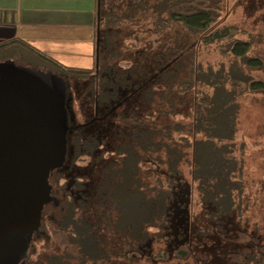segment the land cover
Here are the masks:
<instances>
[{
  "label": "trees",
  "instance_id": "obj_1",
  "mask_svg": "<svg viewBox=\"0 0 264 264\" xmlns=\"http://www.w3.org/2000/svg\"><path fill=\"white\" fill-rule=\"evenodd\" d=\"M115 2L97 0L93 67L65 65L22 39L0 43V51L17 50L36 55L55 68L66 86L65 155L58 166L48 171L50 198L40 210L29 241L43 237L42 218L48 217L66 235L68 245L61 253L45 255L39 264H138L136 260L141 257L151 261L167 259V250L162 246L166 244L170 229L173 194L180 185L174 178H181L186 162L190 164L192 183H196L204 202L214 208L213 217L229 216L233 211V198L241 177V165L231 149L234 117L229 118V113L220 121L212 98L195 95L190 121L182 123L176 109L179 100L161 91L157 93L155 89L156 85H169L167 69L176 63L175 58L161 60V64L158 62L150 71L144 69L146 61H131V67L122 68L118 60L123 58L125 51L115 48L113 28L124 20L144 21L146 18H151L158 30L179 24L196 35L200 43L214 45L241 66L256 68L263 65L262 61L249 55V41L237 37L242 30L230 24L217 25L221 15L219 0ZM70 78L89 82L87 99L92 103L93 112L79 125H72L71 100H67L72 94L68 84ZM192 84L193 81L180 80L176 88L185 91L192 89ZM214 84H220L224 91L226 84L233 90H264V80L240 72L225 77L219 75ZM226 92L232 96V91ZM156 94H159L157 99ZM136 98L149 106L144 117L137 114ZM229 103L233 105L231 100ZM150 108H155L156 113H151ZM103 119L113 124L108 140L104 133L109 127L101 128L103 123H98ZM101 144L114 149L108 150L113 154L108 159L101 156L93 161L102 163L97 184L77 181V176L70 178L71 165L66 164L68 152L74 151L75 160L86 153L87 148L94 150ZM143 160L151 161L154 172L158 169L156 166L164 169L169 178L165 188L160 185L150 189L153 191L147 190L136 177ZM62 175H66L64 179H71V185H57ZM176 252L180 259L188 256L183 248ZM29 253L27 250L19 264H25Z\"/></svg>",
  "mask_w": 264,
  "mask_h": 264
},
{
  "label": "rangeland",
  "instance_id": "obj_2",
  "mask_svg": "<svg viewBox=\"0 0 264 264\" xmlns=\"http://www.w3.org/2000/svg\"><path fill=\"white\" fill-rule=\"evenodd\" d=\"M219 2L221 15L217 25L230 24L242 30L237 37L250 42L248 53L259 58L262 66L256 68L241 66L228 54H222L214 45L200 43L196 35L179 24H171L167 29L158 30L155 29L151 18H146L144 21L124 20L113 28L116 33L115 48L125 51L123 58L118 60L122 68L131 67V61L136 63L146 61L147 66L144 69L150 71L158 62L161 64V60L171 61L175 58L176 63L170 66L172 70L167 69L170 75L166 82L168 81L169 85L163 87L156 85L155 89L157 93L161 91L167 93L173 100H179L176 109L182 123L190 121V107L195 95L212 98L214 110L220 121L229 113V118L234 117L235 129L231 149L241 165V177L239 187L235 190L232 213L229 216L214 218V208L204 202L196 183H192L189 175L190 164L186 162L181 178H174L180 185L173 194L170 229L166 234V244L162 246L167 250V259L151 261L141 257L136 260L138 264H264V90H233L226 84L224 91L220 84L217 86L214 84L219 75L225 77L233 72L264 80V0ZM148 14L147 12L146 15ZM134 36L137 37V41ZM64 62L66 65L77 67L94 65L92 59L88 57L73 60L72 62H75L73 65L69 64V61ZM150 62L153 64L150 65ZM150 66L152 67L149 68ZM52 69L55 70L54 67ZM171 78L175 79L172 81ZM180 80L193 81V88L178 91L176 83ZM68 82L72 92L71 97L67 96V100H71L72 125H79L87 121L93 112L92 103L87 99L90 95L87 94L89 82L74 78L68 79ZM226 91H232V96L230 97ZM158 95H155L156 99L159 98ZM230 100L233 105L229 103ZM228 103L230 105L226 108ZM135 107L141 117L146 115L147 109L149 110V106L140 98H136ZM155 110L150 108L153 114L156 113ZM98 123H103L100 125L101 128H110L104 133L108 140L113 126L111 120L104 122L103 119ZM88 128L91 129L92 124ZM106 147L101 144L94 150L87 148L86 153H82L75 160L74 151H69L66 164L71 165L70 178L77 176V181L97 184L102 163L93 161L97 157L103 156V159H108L113 155L108 150L114 148L109 149L110 145ZM202 150L206 148L202 147ZM148 161H142L136 177L147 190L160 185L165 188L169 178L164 169L156 166L158 169L154 172L151 169V161ZM65 176H61L57 185H71V179H64ZM42 219L43 237L29 241L30 253L23 262L25 264H39L45 255L52 252L61 253L68 245L65 241L66 235L59 230L57 223L48 217ZM181 248L188 253L184 259H180L176 252Z\"/></svg>",
  "mask_w": 264,
  "mask_h": 264
},
{
  "label": "water",
  "instance_id": "obj_3",
  "mask_svg": "<svg viewBox=\"0 0 264 264\" xmlns=\"http://www.w3.org/2000/svg\"><path fill=\"white\" fill-rule=\"evenodd\" d=\"M41 76L51 89L49 95L42 91L0 93V264L24 260L31 231L50 198L47 177L52 168L46 160L55 132L60 133L50 100L65 114L66 86L57 73ZM60 152L61 163L62 147Z\"/></svg>",
  "mask_w": 264,
  "mask_h": 264
},
{
  "label": "crops",
  "instance_id": "obj_4",
  "mask_svg": "<svg viewBox=\"0 0 264 264\" xmlns=\"http://www.w3.org/2000/svg\"><path fill=\"white\" fill-rule=\"evenodd\" d=\"M96 6L97 0H0V43L18 38L63 64L80 57L94 64Z\"/></svg>",
  "mask_w": 264,
  "mask_h": 264
},
{
  "label": "flooded vegetation",
  "instance_id": "obj_5",
  "mask_svg": "<svg viewBox=\"0 0 264 264\" xmlns=\"http://www.w3.org/2000/svg\"><path fill=\"white\" fill-rule=\"evenodd\" d=\"M51 71L56 73L48 64L42 62L34 54L28 52L7 50L0 51V93L9 96L12 93L20 95L32 91H42L49 95L51 89L42 78L41 73ZM55 110V123L59 130L55 132L52 139V153L47 158L46 164L55 168L60 163V150L65 155V137L68 134L67 119L60 110L55 100H50ZM62 143V144H61Z\"/></svg>",
  "mask_w": 264,
  "mask_h": 264
}]
</instances>
